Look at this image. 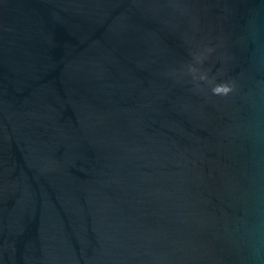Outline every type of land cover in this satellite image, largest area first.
Returning <instances> with one entry per match:
<instances>
[{"label":"water","instance_id":"water-1","mask_svg":"<svg viewBox=\"0 0 264 264\" xmlns=\"http://www.w3.org/2000/svg\"><path fill=\"white\" fill-rule=\"evenodd\" d=\"M0 264H264V0H0Z\"/></svg>","mask_w":264,"mask_h":264}]
</instances>
